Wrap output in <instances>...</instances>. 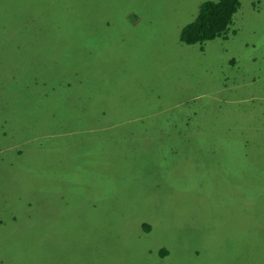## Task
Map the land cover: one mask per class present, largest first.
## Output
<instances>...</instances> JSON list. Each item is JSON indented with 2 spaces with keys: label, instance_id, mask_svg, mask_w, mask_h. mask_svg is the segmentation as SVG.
Here are the masks:
<instances>
[{
  "label": "rangeland",
  "instance_id": "obj_1",
  "mask_svg": "<svg viewBox=\"0 0 264 264\" xmlns=\"http://www.w3.org/2000/svg\"><path fill=\"white\" fill-rule=\"evenodd\" d=\"M115 1L0 0V264H264V0Z\"/></svg>",
  "mask_w": 264,
  "mask_h": 264
},
{
  "label": "trees",
  "instance_id": "obj_2",
  "mask_svg": "<svg viewBox=\"0 0 264 264\" xmlns=\"http://www.w3.org/2000/svg\"><path fill=\"white\" fill-rule=\"evenodd\" d=\"M116 2L117 1H115V0H92V3L94 4L93 8L96 11L106 10L107 8H109V6H111L113 3H116ZM134 3H135V1L132 0L130 7L126 8V10L129 11L130 13L133 12V10L131 9V6ZM240 7H241V0H206V1H204L201 4L200 10H199L197 16L194 18V20L188 22L181 29L180 42L184 45H193L196 43H201L203 41L212 40V39H215L219 36H222L223 34H225V32L227 30H229V27L232 24L233 17L235 15V13L237 11H239ZM43 11H46V9L43 8ZM86 12H87V9H86ZM115 17H119V16L117 15ZM121 20L118 21L119 24L118 23L114 24V27L121 25L122 24ZM82 26L83 25H82L81 21L79 20L77 29H76V26L72 27L71 29H76L75 31H78V30L82 29ZM112 30L114 33L118 34L113 28H112ZM67 32L70 33L69 30H67ZM102 33H103V31L100 32V34H102ZM90 36H86V38H88ZM66 37H72L71 33L67 34ZM104 38H105L104 35H101L100 41H103ZM54 39H55V35H53V40ZM66 41L71 42V40L68 38H66ZM144 66L146 67V69L151 67L150 64H147ZM179 77H181V76L179 75ZM177 105L178 104H174V106H177ZM222 126H223L222 123H220L219 121H216L215 125H214V129H216V130L221 129ZM19 152H23V149L20 148ZM211 166L214 167L213 165H211ZM208 168H209V170H211V167L208 166ZM65 196H66V194L62 193L61 197L65 198ZM68 199L63 200L61 202V205L62 206L66 205L68 207L70 204H72V205L74 204L72 201H68ZM71 199L78 201L79 197L77 196V194H75L72 196ZM241 209H242V211L244 210V208H241ZM237 216H239V218L240 217L243 218L242 214L239 211L237 213ZM67 218L68 217L65 216V218L60 219V223H62L61 220L64 223V221H66ZM145 228L149 229L150 227L145 226ZM97 230H98V224L95 223L93 226L89 227L87 231L96 232ZM87 231H86V233H87ZM246 233H247V230H246L245 234ZM246 237H249V236H246ZM242 239H243V236L241 237V240ZM165 252H166V250L164 251V253ZM82 259H83V257H82ZM66 260H70V259L66 258ZM66 260H64V261H66ZM74 262H75V260H74ZM66 264H70V262H67ZM92 264H94V263H92Z\"/></svg>",
  "mask_w": 264,
  "mask_h": 264
},
{
  "label": "crops",
  "instance_id": "obj_3",
  "mask_svg": "<svg viewBox=\"0 0 264 264\" xmlns=\"http://www.w3.org/2000/svg\"><path fill=\"white\" fill-rule=\"evenodd\" d=\"M19 175H20V176H25L24 173H20ZM23 185H25V184H21V186L18 187V189L16 190V191H17L16 194L12 197V199H10V200H11V203H10V204H12L15 200H17V198H15V197H20V198H24V197H25V194L22 192V191H24V190H23ZM8 198H9V197H8ZM28 198H29L30 200L26 201V204H27V205H23V206H22V209H23L24 211H25V206H26V208L28 209L29 206L35 208L36 205H37V200H36L35 197H28ZM34 200H36V202H35Z\"/></svg>",
  "mask_w": 264,
  "mask_h": 264
},
{
  "label": "flooded vegetation",
  "instance_id": "obj_4",
  "mask_svg": "<svg viewBox=\"0 0 264 264\" xmlns=\"http://www.w3.org/2000/svg\"><path fill=\"white\" fill-rule=\"evenodd\" d=\"M200 187H203V184H200ZM165 253H167V250H166V252Z\"/></svg>",
  "mask_w": 264,
  "mask_h": 264
}]
</instances>
